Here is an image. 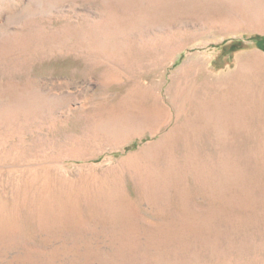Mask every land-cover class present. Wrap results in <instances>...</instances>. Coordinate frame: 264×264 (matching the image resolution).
I'll return each instance as SVG.
<instances>
[{
    "label": "rangeland",
    "instance_id": "374dc122",
    "mask_svg": "<svg viewBox=\"0 0 264 264\" xmlns=\"http://www.w3.org/2000/svg\"><path fill=\"white\" fill-rule=\"evenodd\" d=\"M255 35L264 0H0V264H264Z\"/></svg>",
    "mask_w": 264,
    "mask_h": 264
},
{
    "label": "trees",
    "instance_id": "16d2710c",
    "mask_svg": "<svg viewBox=\"0 0 264 264\" xmlns=\"http://www.w3.org/2000/svg\"><path fill=\"white\" fill-rule=\"evenodd\" d=\"M249 41L253 42L258 50L264 52V36L255 35L251 37ZM245 47L246 45L243 41H234L232 43H229V45L226 47V52L229 54H233L240 50H244Z\"/></svg>",
    "mask_w": 264,
    "mask_h": 264
},
{
    "label": "crops",
    "instance_id": "0c3cea01",
    "mask_svg": "<svg viewBox=\"0 0 264 264\" xmlns=\"http://www.w3.org/2000/svg\"><path fill=\"white\" fill-rule=\"evenodd\" d=\"M249 104L251 107L250 109L254 110L251 115L255 117L264 115V102H260L258 99L249 98Z\"/></svg>",
    "mask_w": 264,
    "mask_h": 264
},
{
    "label": "bare ground",
    "instance_id": "6f19581e",
    "mask_svg": "<svg viewBox=\"0 0 264 264\" xmlns=\"http://www.w3.org/2000/svg\"><path fill=\"white\" fill-rule=\"evenodd\" d=\"M158 125V124H157Z\"/></svg>",
    "mask_w": 264,
    "mask_h": 264
}]
</instances>
